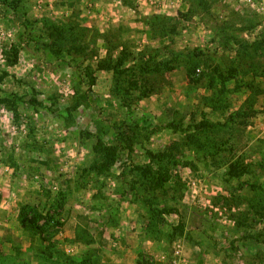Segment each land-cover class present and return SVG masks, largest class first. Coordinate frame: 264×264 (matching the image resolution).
Wrapping results in <instances>:
<instances>
[{"label":"rangeland","instance_id":"374dc122","mask_svg":"<svg viewBox=\"0 0 264 264\" xmlns=\"http://www.w3.org/2000/svg\"><path fill=\"white\" fill-rule=\"evenodd\" d=\"M150 1L0 0V264H264V0Z\"/></svg>","mask_w":264,"mask_h":264},{"label":"trees","instance_id":"16d2710c","mask_svg":"<svg viewBox=\"0 0 264 264\" xmlns=\"http://www.w3.org/2000/svg\"><path fill=\"white\" fill-rule=\"evenodd\" d=\"M112 70H114V68H112ZM94 149H98V148L95 147ZM115 154H116V150L114 148H111V147L103 148L100 154L101 158L98 159L100 164L98 162H94L93 164L95 171L106 172V170H108L115 163L117 159L116 158L117 156ZM139 171L142 173L140 179H143V180L148 178V176L153 175L151 170L145 167L139 168ZM156 174L157 176L151 177V184L156 188H161V186H163V184L167 182L168 177L167 175L163 177L161 173H156ZM32 218L23 220V218L20 217L21 226L27 230H38V232H40L41 227H38L37 225H35L36 223L35 217H32ZM50 219L51 218H49V220Z\"/></svg>","mask_w":264,"mask_h":264},{"label":"crops","instance_id":"0c3cea01","mask_svg":"<svg viewBox=\"0 0 264 264\" xmlns=\"http://www.w3.org/2000/svg\"><path fill=\"white\" fill-rule=\"evenodd\" d=\"M156 2H159L158 0H151L150 2H149V6L151 7V9H153V12H155V14H156V12L157 11H159V9H160V5H159V3L157 4ZM147 2H145V4H146ZM144 4H141V7H143L144 8ZM109 8H111V7H109ZM116 12V11H115ZM115 12H114V10H113V12H112V10H111V12H110V10L108 9V12L107 13H101V14H98L97 16L100 18V19H102V20H104L105 18H106V21H108L109 19H110V17L109 16H111V17H113L112 18V21H115V17H116V14H115ZM118 18V17H117ZM114 19V20H113ZM118 20V19H117Z\"/></svg>","mask_w":264,"mask_h":264}]
</instances>
